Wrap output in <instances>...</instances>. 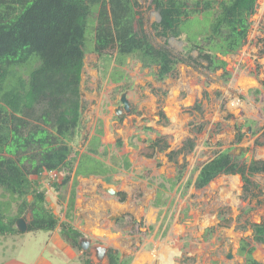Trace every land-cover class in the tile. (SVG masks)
<instances>
[{"label":"trees","instance_id":"16d2710c","mask_svg":"<svg viewBox=\"0 0 264 264\" xmlns=\"http://www.w3.org/2000/svg\"><path fill=\"white\" fill-rule=\"evenodd\" d=\"M257 1L151 0L160 15L152 29L164 39L163 45L155 46L145 30L138 0H0V189L2 197L6 196L0 199V236L19 234L15 222L19 217L25 219L29 212L30 219H25L27 231L58 228L64 241L81 253L82 263L92 264L89 252L78 245L82 233L48 208L42 185L50 180L57 191L71 183L64 212L69 219L74 209L76 176H106L120 166L117 159H110L106 146L98 150L102 146L101 128L90 137L85 150L72 155L84 108L81 74L85 54L93 52L102 59V73L109 74L112 83L126 78L120 67L128 58L138 61L142 68L155 66L156 81L172 74L179 63L210 73L220 70L227 79L230 73L223 57L246 43ZM171 37L183 43L181 50L173 52L167 47ZM103 57L108 58L107 64ZM111 61L115 66L109 72ZM126 88L125 82L114 89L120 94ZM242 136L238 130L235 141L240 142ZM261 138L255 143L264 145V128ZM159 140H150L149 147L155 150ZM121 144L122 140L117 139L115 145ZM167 146L164 143L159 150ZM193 146V141L187 139L177 151L168 152V159ZM107 158L110 165L105 163ZM123 167H130L126 159ZM55 170L63 172L59 181L48 175ZM256 173H264V159L245 163L227 148L204 162L195 179L186 180L184 185L192 183L200 189L219 175L238 174L243 193L247 194L254 186L251 176ZM182 175L183 170L177 169L173 181ZM159 194L160 190L156 195L158 204ZM118 195L120 201L125 199L124 192ZM57 197L61 200L59 194ZM250 229V236L239 240L237 252L243 264H261L253 251L254 244L264 243V218L251 222ZM131 258L122 257L118 249L109 246L105 262L97 264H129Z\"/></svg>","mask_w":264,"mask_h":264},{"label":"rangeland","instance_id":"374dc122","mask_svg":"<svg viewBox=\"0 0 264 264\" xmlns=\"http://www.w3.org/2000/svg\"><path fill=\"white\" fill-rule=\"evenodd\" d=\"M138 2L150 41L155 46L163 45L164 39L152 29L157 16L151 0ZM250 21L246 43L223 57L230 73L227 79L220 70L210 73L183 63L177 64L175 71L162 81L153 77L155 66L142 68L135 59L128 58L120 67L126 75L121 83L126 82L128 86L124 91L131 107L129 117L121 114L127 119L123 129L136 133L129 137L139 148H128L130 151L126 153L124 143L117 146L114 141L107 145L108 156L126 154L127 158H133L128 169H119L122 178L117 184H126L131 196L122 222H117L119 219L115 222L119 233L116 249L123 256H131L133 264H243V257L237 252L239 240L250 236L251 222L264 218V173L251 176L254 186L247 194L243 193L238 174L219 175L200 189L192 183L187 187L184 184L188 179H195L204 162L227 148L245 163L264 159V145L255 143L257 139L262 140L264 128V0L257 1ZM182 44L176 39L168 40L167 47L177 52ZM89 45L93 46V42ZM101 60L93 52L84 57L81 74L84 108L80 129L72 142V155L87 148L90 137L98 134L97 129L103 131L104 119L100 115L112 113V108L119 104L120 94L115 91L109 74L102 73ZM103 61L107 64L108 58L103 57ZM114 66L111 61L109 72ZM146 126L151 129L146 130ZM247 126L249 132L244 129ZM238 130L243 134L240 142L235 141ZM152 136L160 138L155 150L149 147ZM187 139L193 141V148L169 160L168 152L177 151ZM164 143L167 148L159 150ZM152 152L153 156L148 157ZM120 167L123 166L120 164ZM177 169H182L183 175L174 182ZM56 172L59 181L63 172ZM42 185L49 200L48 208L61 219L63 208L60 206L68 195L67 187L56 191L50 180H44ZM158 190L159 203L164 202V206L154 207L152 200ZM55 192L61 196L57 203L53 199ZM0 199H6L1 189ZM51 202H54L52 207ZM15 208L13 204L12 211ZM27 218H30L29 212L25 215ZM50 233L34 230L0 236V263L73 264L66 263L62 256L55 254L56 250L46 246ZM92 242L101 240L94 237ZM254 245V258L264 264V243ZM229 251L230 259L226 258ZM78 255L81 260L83 256ZM74 263L79 264L77 260Z\"/></svg>","mask_w":264,"mask_h":264},{"label":"crops","instance_id":"0c3cea01","mask_svg":"<svg viewBox=\"0 0 264 264\" xmlns=\"http://www.w3.org/2000/svg\"><path fill=\"white\" fill-rule=\"evenodd\" d=\"M120 83H113V84L114 86H116L117 84H120ZM108 108L111 109V107H108ZM113 109L114 107L112 108V113L109 112V114H106V116L100 115V117L104 119L103 135L100 137V140L102 144H104L107 148H109L107 144L114 143V141L116 142L117 139H120L122 140V143L127 145L125 147V151L127 153L130 150H134L136 149V147H138L137 146L138 144L133 142L132 139L130 140V137H129L130 135L133 136V134H136V133L133 132L132 129L128 131H125L123 129V125L127 123V119L123 117L120 120L118 118L120 115L115 116L113 113ZM127 117H129V115H127ZM125 132H128L126 135L127 138L123 139V134ZM151 138L152 140L154 139L153 136ZM128 148H130V150H128ZM98 150L99 151L102 150L101 147ZM111 157L112 155L110 156V159ZM113 158L117 159V162L120 163L121 166H123L125 159L129 163L132 162L133 160V158L129 156H128L129 158L128 159L126 157V154H123L121 156L115 155ZM147 161H148V158H145V162ZM105 163H108L110 165L108 158L105 159ZM116 168L117 169L115 170V172L109 175H106V176H101V175H89V176L78 175L76 176L74 209L69 219L65 218V215H64L65 208H66V202L61 201L62 205L60 206V208H63L62 210L63 215L61 217V220L69 221L74 228H76L82 233L83 235L82 237H86L90 239L91 242L94 240V237L98 238L99 240H101L102 243H105L107 247L110 244L114 248H118L116 240L119 235V233L115 230V225H116L115 222L118 219L119 221L117 222H122L121 221L123 220L122 217L125 216V212L128 210L126 206V203L128 202L127 200L129 196H131V191H128L126 184L122 183L121 186H118L117 184L118 180L122 178L120 176L122 172L119 169L124 168V167L117 166ZM124 170L126 169L124 168ZM70 184L71 183H69V185L67 186L68 191L70 188ZM109 186L115 190L114 195L109 194L108 192L105 191V189ZM68 191H67V194H68ZM118 192L125 193V199L123 201L119 200ZM56 193L57 192H55V196L53 197V199L56 200V203H57L58 197ZM152 201H153L152 206L154 207L164 206V204L162 203L158 204V202H156V196ZM53 204L54 202L53 203L51 202L50 204L51 207L53 206ZM52 212L55 214L54 211ZM113 217H117V219L115 220L113 219ZM106 230H110V233L106 234V236L104 237L99 236V234L106 232ZM49 231L51 233L46 242L47 247H49L50 249L56 250L55 254L62 256L63 258L62 260L66 261V263L73 262V264H75L74 261L77 260L79 264H83L82 261L78 258L79 256L78 253L80 252L72 248L66 241H64V239L61 237L59 233L58 228H55ZM102 262H105V260H103ZM4 264H8V263H4ZM92 264H95V263L92 262ZM129 264H133L132 259Z\"/></svg>","mask_w":264,"mask_h":264},{"label":"water","instance_id":"95a60500","mask_svg":"<svg viewBox=\"0 0 264 264\" xmlns=\"http://www.w3.org/2000/svg\"><path fill=\"white\" fill-rule=\"evenodd\" d=\"M156 16H157V21L160 19V15L159 13L156 11ZM170 40H175L174 38H170ZM179 44H181V41L176 40ZM81 97H82V93H81ZM113 113L115 116H119L122 113H125L126 115L130 114V104L127 98V91H123L120 93L119 95V104H117L114 109H113ZM246 132L250 131V127H245L244 128ZM106 192H108L109 194L114 195L115 194V190L112 187H107L105 189ZM113 219H117V217H113ZM16 228L19 232H25L27 231V223L26 220L23 217H19L16 222ZM110 233V230H106V232L99 234V236H106V234ZM78 245L80 246V248L83 251H88L89 252V256L90 259L93 263L97 264L100 263L104 260L105 256H106V251H107V245H105L102 242H91L90 239L86 238V237H81L79 239ZM123 253L121 254V256L123 257ZM232 257L231 252L229 251L226 254V258L230 259Z\"/></svg>","mask_w":264,"mask_h":264},{"label":"built area","instance_id":"2783aa9c","mask_svg":"<svg viewBox=\"0 0 264 264\" xmlns=\"http://www.w3.org/2000/svg\"><path fill=\"white\" fill-rule=\"evenodd\" d=\"M48 175L52 176V178H57L59 174L56 171H50L48 172Z\"/></svg>","mask_w":264,"mask_h":264},{"label":"flooded vegetation","instance_id":"af4514ba","mask_svg":"<svg viewBox=\"0 0 264 264\" xmlns=\"http://www.w3.org/2000/svg\"><path fill=\"white\" fill-rule=\"evenodd\" d=\"M130 110H131V107H130ZM126 115V114H125Z\"/></svg>","mask_w":264,"mask_h":264}]
</instances>
